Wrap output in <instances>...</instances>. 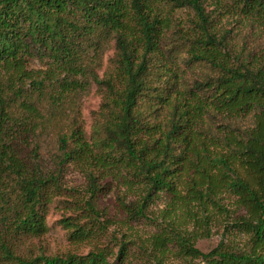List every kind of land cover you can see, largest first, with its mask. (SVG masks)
Segmentation results:
<instances>
[{"label": "trees", "instance_id": "obj_1", "mask_svg": "<svg viewBox=\"0 0 264 264\" xmlns=\"http://www.w3.org/2000/svg\"><path fill=\"white\" fill-rule=\"evenodd\" d=\"M93 85L103 102L88 136ZM68 165L88 177L92 218L61 219L71 240H100L112 224L93 200L110 175L127 221L158 231L142 238L130 225L114 261L109 243L21 252L48 231ZM161 193L172 202L153 217ZM225 199L245 213L223 234L245 241L205 252L196 240ZM137 239L152 264H264V0H0V264H115Z\"/></svg>", "mask_w": 264, "mask_h": 264}, {"label": "rangeland", "instance_id": "obj_2", "mask_svg": "<svg viewBox=\"0 0 264 264\" xmlns=\"http://www.w3.org/2000/svg\"><path fill=\"white\" fill-rule=\"evenodd\" d=\"M185 14H181V16ZM115 45L112 43L111 48L104 54V63L114 55ZM104 67L99 71L100 75H103ZM103 102V94L99 90L98 86L93 85L91 92L85 98H83L82 104V117L84 119L85 129L88 136L92 131V124L94 122L95 112L99 109ZM51 152L46 149L43 153L44 161L51 163L50 161ZM62 189L60 194L53 198V201L48 206L47 212V225L48 231L40 236H30L23 239L21 244V252L29 253L32 252L34 255H55L66 252H75L79 254H86L96 244L109 243L113 247L115 255L112 257V261L116 258L118 251L119 238L124 231H129L130 225L133 227L131 232L136 235H140L142 238L150 236L157 229V223L153 219H140L138 221H127V215L119 204L117 195L120 191H123L124 186L121 182L114 179L113 176H106L97 180L100 185L94 202L97 208L103 212L104 218H109L113 222L109 225L107 232L103 235L100 240H83L74 242L69 238V230L65 229L61 224V219L66 217H72L77 222L90 225L91 218L90 211L86 207L85 201L89 199L90 192L88 191L89 180L86 175L79 167L74 165H68L62 171L61 175ZM128 199H131L129 197ZM233 199H225L223 202L226 204V210L219 216V222H211L210 236H203L196 240V246L201 250L207 252L213 249L222 238L233 241L235 245L238 243H244L245 238L239 236L236 239L229 238L230 235H224L225 226L229 221H232L234 217L244 214L245 211L241 208H236ZM172 202V195L168 193H161L160 197L157 198L150 205L151 215L158 216L161 211L168 207V204ZM177 212H180L179 209ZM213 223V224H212ZM189 229H194L195 222H190ZM242 245V244H241ZM129 255L124 261L116 260L115 264H152L151 259L144 253L139 247V240L137 242L129 243ZM169 260L172 264H198L200 261H189L188 263L178 257L171 256ZM201 263V262H200Z\"/></svg>", "mask_w": 264, "mask_h": 264}]
</instances>
